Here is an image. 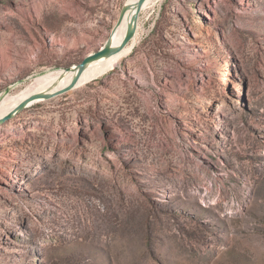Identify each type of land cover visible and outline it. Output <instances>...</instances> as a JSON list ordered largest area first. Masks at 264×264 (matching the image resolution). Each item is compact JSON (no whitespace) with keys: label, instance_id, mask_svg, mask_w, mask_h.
<instances>
[{"label":"rangeland","instance_id":"obj_1","mask_svg":"<svg viewBox=\"0 0 264 264\" xmlns=\"http://www.w3.org/2000/svg\"><path fill=\"white\" fill-rule=\"evenodd\" d=\"M126 1L0 0V101ZM127 46L0 125V264H264V0H160Z\"/></svg>","mask_w":264,"mask_h":264},{"label":"bare ground","instance_id":"obj_2","mask_svg":"<svg viewBox=\"0 0 264 264\" xmlns=\"http://www.w3.org/2000/svg\"><path fill=\"white\" fill-rule=\"evenodd\" d=\"M137 1L138 0H127L125 5H128L130 7ZM158 1L160 0H145L141 10H144L146 7L149 6L153 8ZM131 13L132 10L128 11L121 25L110 34L109 38L113 47H118L122 42L126 31V25L129 21ZM130 50L131 46L126 45L121 50L108 57H103L87 64L84 71L79 77L76 87L82 86L85 83L95 79L102 73L113 69L120 61V59L126 56L130 52ZM62 73L63 70H49L46 72L35 74L30 77V83L27 84L24 89L17 92L11 99L0 101V119L15 110V108L19 104H21L30 96L46 91L50 92L59 90L69 84L74 76V72L66 73L64 74V77L60 78Z\"/></svg>","mask_w":264,"mask_h":264},{"label":"water","instance_id":"obj_3","mask_svg":"<svg viewBox=\"0 0 264 264\" xmlns=\"http://www.w3.org/2000/svg\"><path fill=\"white\" fill-rule=\"evenodd\" d=\"M144 2H145V0H138L135 4H133L130 7L128 5H125V4L122 7V9L119 13L117 23H116L115 27L113 28L112 32L117 27H119L121 25L122 21L124 20L125 15L128 11L132 10V13H131L129 21L126 25V31L124 34V38L118 47H113L111 42H110V38H108L106 43L100 49L86 55L85 58L79 64H77L73 67H70V68L63 69V73L61 74L60 78L64 77V74H66V73L74 72V76H73V78L69 84H67L66 86H64L63 88H61L59 90L50 91V92L46 91L43 93H37V94L30 96L29 98L24 100L21 104H19L15 108V110H13L12 112L5 115L2 119H0V125L4 124L6 121L12 119L16 114H18L19 112H21L22 110H24L25 108L29 107L30 105H32L34 103L43 102V101H47V100L56 98L58 96L65 94L66 92L76 88L79 77L82 74V72L84 71L87 64H89L95 60H98L100 58L108 57V56L118 52L119 50H121L127 44H129L131 42V40L134 38V35L136 33L138 16H139V13L141 11V8H142V5Z\"/></svg>","mask_w":264,"mask_h":264}]
</instances>
